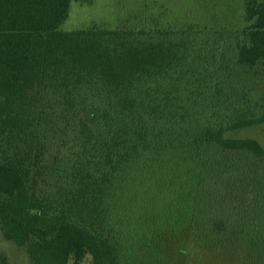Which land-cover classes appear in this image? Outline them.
I'll list each match as a JSON object with an SVG mask.
<instances>
[{
    "label": "trees",
    "instance_id": "16d2710c",
    "mask_svg": "<svg viewBox=\"0 0 264 264\" xmlns=\"http://www.w3.org/2000/svg\"><path fill=\"white\" fill-rule=\"evenodd\" d=\"M93 1L0 0L2 236L31 264H264V148L229 135L264 123V0L61 28Z\"/></svg>",
    "mask_w": 264,
    "mask_h": 264
},
{
    "label": "rangeland",
    "instance_id": "374dc122",
    "mask_svg": "<svg viewBox=\"0 0 264 264\" xmlns=\"http://www.w3.org/2000/svg\"><path fill=\"white\" fill-rule=\"evenodd\" d=\"M241 5L242 0H94L92 4L72 2L69 17L61 28L71 31L94 25L108 28H115L124 23L146 25V21L150 22L151 18L159 17L160 14H165V19L171 22L176 18L181 20L195 16L197 20H205L213 26L235 22H239V26ZM229 135L256 139L264 148V123ZM0 251L7 255L11 264H31L26 252L5 240L1 230ZM204 257L213 258L211 264H241L240 259L233 254L205 250L200 255L203 261ZM81 264H92L91 256H87Z\"/></svg>",
    "mask_w": 264,
    "mask_h": 264
}]
</instances>
